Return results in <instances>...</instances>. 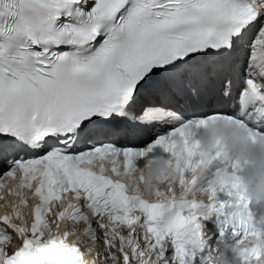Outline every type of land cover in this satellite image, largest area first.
Here are the masks:
<instances>
[{"label":"snow or ice","instance_id":"obj_1","mask_svg":"<svg viewBox=\"0 0 264 264\" xmlns=\"http://www.w3.org/2000/svg\"><path fill=\"white\" fill-rule=\"evenodd\" d=\"M220 125L264 139V0H0V200L13 198L0 264H87L81 241L92 264H210L213 215L220 243L229 227L237 246L264 241L239 174L248 161L194 138ZM145 126L171 127L144 147L115 142ZM157 152L180 186L223 165L191 181L210 206L130 194L121 177ZM239 259L264 264V249Z\"/></svg>","mask_w":264,"mask_h":264},{"label":"clouds","instance_id":"obj_2","mask_svg":"<svg viewBox=\"0 0 264 264\" xmlns=\"http://www.w3.org/2000/svg\"><path fill=\"white\" fill-rule=\"evenodd\" d=\"M194 138L200 142L201 149L205 152L215 151V146L219 141L220 147L232 159L241 162L248 161L242 170V179L247 188V199L264 221V139L252 143L245 131L235 125L196 129ZM177 143L179 144V141ZM175 163L173 158L158 156L153 162L144 164L137 172L127 177L122 176L121 179L130 186V194L133 196H142L147 200L159 203H167L173 198L182 200L188 196L191 181L202 178L206 169L199 167L195 170H189L185 177V183L179 191L169 193L166 190L167 187L171 186L177 179ZM141 176L144 177L143 184L137 182V178ZM158 179H163L166 184L163 186L158 184ZM189 201L208 206L212 203L204 194H194ZM228 223H234L231 217L228 218ZM256 246L264 249V241L256 237H249L243 244L237 246L233 241L225 240L210 253V264H240V250Z\"/></svg>","mask_w":264,"mask_h":264},{"label":"bare ground","instance_id":"obj_3","mask_svg":"<svg viewBox=\"0 0 264 264\" xmlns=\"http://www.w3.org/2000/svg\"><path fill=\"white\" fill-rule=\"evenodd\" d=\"M149 134H152L151 132H148ZM4 202V201H3ZM7 205V203H1L0 204V207H1V210L3 209V206H6ZM92 247V246H91ZM88 254H89V256L91 257V255H90V253L89 252H87Z\"/></svg>","mask_w":264,"mask_h":264}]
</instances>
